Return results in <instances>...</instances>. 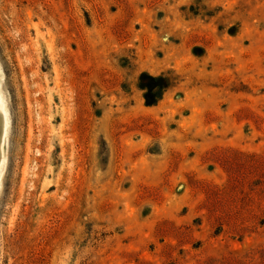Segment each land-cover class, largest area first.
I'll return each mask as SVG.
<instances>
[{
    "label": "rangeland",
    "instance_id": "rangeland-1",
    "mask_svg": "<svg viewBox=\"0 0 264 264\" xmlns=\"http://www.w3.org/2000/svg\"><path fill=\"white\" fill-rule=\"evenodd\" d=\"M0 103V264H264V0H0Z\"/></svg>",
    "mask_w": 264,
    "mask_h": 264
},
{
    "label": "trees",
    "instance_id": "trees-1",
    "mask_svg": "<svg viewBox=\"0 0 264 264\" xmlns=\"http://www.w3.org/2000/svg\"><path fill=\"white\" fill-rule=\"evenodd\" d=\"M170 87V81L165 76L142 75L140 78V88L144 91L147 107L156 106Z\"/></svg>",
    "mask_w": 264,
    "mask_h": 264
},
{
    "label": "bare ground",
    "instance_id": "bare-ground-1",
    "mask_svg": "<svg viewBox=\"0 0 264 264\" xmlns=\"http://www.w3.org/2000/svg\"><path fill=\"white\" fill-rule=\"evenodd\" d=\"M2 104L0 103V166L3 162V140H4V133H3V124L5 122L4 118V109L1 107Z\"/></svg>",
    "mask_w": 264,
    "mask_h": 264
}]
</instances>
